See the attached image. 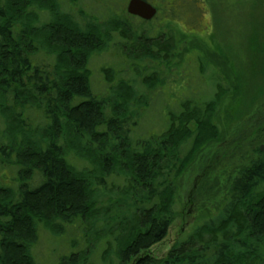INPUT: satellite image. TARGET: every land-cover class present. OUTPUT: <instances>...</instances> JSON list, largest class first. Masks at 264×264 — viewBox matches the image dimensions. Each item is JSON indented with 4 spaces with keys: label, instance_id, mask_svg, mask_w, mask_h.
Here are the masks:
<instances>
[{
    "label": "trees",
    "instance_id": "obj_1",
    "mask_svg": "<svg viewBox=\"0 0 264 264\" xmlns=\"http://www.w3.org/2000/svg\"><path fill=\"white\" fill-rule=\"evenodd\" d=\"M147 1L157 13L136 29L115 13L98 23L80 9L75 18L63 0H0V169L11 174L0 184V264H264V137L217 212L196 219L164 257L149 253L201 146L225 139L220 114L234 119L226 106L240 121L254 109L264 134V0H248V76L230 60L237 50L215 45L226 71L196 55L197 74L185 78L195 84L160 89L157 109L148 91L164 86L157 68L175 57L170 27L182 2ZM160 11L164 24L153 22ZM108 51L116 62L92 70ZM44 232L51 257L37 251Z\"/></svg>",
    "mask_w": 264,
    "mask_h": 264
},
{
    "label": "rangeland",
    "instance_id": "obj_2",
    "mask_svg": "<svg viewBox=\"0 0 264 264\" xmlns=\"http://www.w3.org/2000/svg\"><path fill=\"white\" fill-rule=\"evenodd\" d=\"M189 1L177 0L175 3L176 6L177 3L182 2V5L178 4L181 5L179 8H182L181 15L179 13L176 14V17L178 16L175 19L176 24L170 27V29L175 28L178 32L177 49L171 63L159 65L157 68L159 70V79H163L164 86L148 91V95L157 101L154 109L160 108L159 102L163 96L160 89L169 92V87L176 88L181 83H191L192 86L195 84V82L185 78L189 76L190 79L192 77L191 73L197 74L198 63L196 55L205 56L217 65L224 67L223 71H226L227 61L218 60L210 51V49H216L215 45H222L224 50L227 49L229 56L230 48L233 53L237 50L239 60L233 59L231 56L230 60H234L235 66L248 76L247 68L250 63L241 54L244 51V42L248 39L250 31L247 20L250 13L248 0ZM241 2L242 4L244 3V9H240V6L236 4ZM124 7L123 0H76L72 3L69 0H63L62 8L64 12L70 13L75 18L79 10L82 9L98 23L107 20L110 13H115L117 17L125 19L131 27L137 29L138 17H129L122 13L123 9H125ZM193 7L194 11H197L194 18H192L194 15L192 13ZM166 13V11H160L153 22L161 21L164 24V14ZM42 18L46 20L47 17L42 14ZM116 60V55L112 52H104L92 58L90 68L97 71L100 65L113 64ZM244 74L243 78H245ZM95 78H97V75ZM98 79L101 78L99 77ZM196 80L199 81L197 75ZM197 85L194 88L202 87V91L205 89L203 84L198 82ZM104 89L105 86H98L97 91ZM176 92L180 96L182 91L181 89H176ZM233 96L235 99L237 98L235 95ZM164 97H166V94ZM253 111L254 109L249 111L240 121V118L234 114L233 106L227 105L226 112L234 118L229 125L225 122L227 115L219 113L223 119L222 128H225V139L219 145L210 142L201 146L199 154L191 162L184 176H181L179 186L180 208L171 222L165 237L151 247L149 253L152 256L156 258L164 257L173 244L179 241L184 233L191 228L196 219L215 214L223 204L229 184L237 174L240 166L255 156L252 145H255V141L262 140L264 137L263 131H259L263 118L260 116L257 118L252 115ZM188 127L190 130H194L196 126L193 123H189ZM3 175L8 176L4 177V181H2ZM10 175L7 169L2 171L1 168L0 184L9 185L11 182ZM46 234L44 232L37 251L40 255L48 257L50 256L48 254L51 253H49L50 246L45 240ZM58 248L61 249L60 245Z\"/></svg>",
    "mask_w": 264,
    "mask_h": 264
},
{
    "label": "water",
    "instance_id": "obj_3",
    "mask_svg": "<svg viewBox=\"0 0 264 264\" xmlns=\"http://www.w3.org/2000/svg\"><path fill=\"white\" fill-rule=\"evenodd\" d=\"M125 8L127 14L143 20H150L157 13V8L147 0H128Z\"/></svg>",
    "mask_w": 264,
    "mask_h": 264
}]
</instances>
